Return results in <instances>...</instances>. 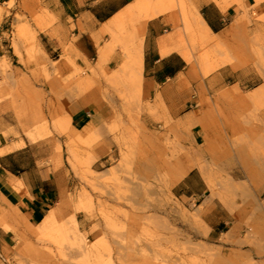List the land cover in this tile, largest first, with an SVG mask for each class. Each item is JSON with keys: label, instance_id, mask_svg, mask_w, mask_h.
<instances>
[{"label": "rangeland", "instance_id": "374dc122", "mask_svg": "<svg viewBox=\"0 0 264 264\" xmlns=\"http://www.w3.org/2000/svg\"><path fill=\"white\" fill-rule=\"evenodd\" d=\"M0 6V16L30 23L18 30L20 40L0 41V116L13 114L18 136L29 142L54 145L50 155L52 165L63 168L68 217L64 229L58 216L51 234L39 235L36 226L25 236L17 227L20 212L0 202V264H264V93L247 99L263 88V50L256 48L255 74L232 99L233 117L214 100L213 124L229 130L227 150L196 152L192 126L182 130L178 122L150 119L157 108L128 103L120 116L111 106L116 119L108 128V150L96 152L100 136L70 130L77 111L71 97L80 100L92 90L88 74L72 71L63 58L57 63L42 56V0H0ZM214 60L231 65L229 46ZM60 64L64 71L55 72ZM110 91L128 102L118 97L119 88ZM198 169L208 199L229 196L224 208L242 215L227 234L210 238L201 219L204 206L175 190ZM155 186L166 187L161 198L145 193Z\"/></svg>", "mask_w": 264, "mask_h": 264}, {"label": "crops", "instance_id": "0c3cea01", "mask_svg": "<svg viewBox=\"0 0 264 264\" xmlns=\"http://www.w3.org/2000/svg\"><path fill=\"white\" fill-rule=\"evenodd\" d=\"M26 25V18L18 22L2 14L0 41L17 39ZM39 38L45 59L59 63L63 58L72 71L88 74L92 90L80 100L71 97L77 111L70 117V130L100 136L96 152L108 150V128L116 119L111 106L120 116L129 103L157 108L150 119L178 122L182 130L192 126L194 150L208 154L211 146H229V130L213 124L214 100L233 117L230 105L237 89L255 74L256 48L264 53V0H42ZM228 46L231 65L222 66L214 58ZM215 64L221 67L202 79ZM56 68L63 72L65 66ZM78 86L79 78L72 79V94ZM111 88H119L118 97L128 102L117 99ZM259 92L264 93V84ZM18 133L13 114L0 116V202L17 208L34 228L59 216L66 201L64 172L52 165L54 145L42 139L29 142ZM205 159L209 162L210 156ZM175 190L180 198L204 206L201 219L210 238L229 233L242 220L238 210L224 208L223 201L231 197L208 199L199 169Z\"/></svg>", "mask_w": 264, "mask_h": 264}, {"label": "bare ground", "instance_id": "6f19581e", "mask_svg": "<svg viewBox=\"0 0 264 264\" xmlns=\"http://www.w3.org/2000/svg\"><path fill=\"white\" fill-rule=\"evenodd\" d=\"M261 96V93L258 91L254 94H252L250 96V99L254 100V99H258L260 98ZM84 132H87V129L84 131ZM187 172H185L183 175H185ZM157 185L159 184L158 181H156ZM166 191V187H157L155 186L154 188H150L148 189L145 193L148 194V195H154V196H157L158 198H161L162 195L165 193ZM59 216H60V225H61V228H65L67 227L68 225V217H67V211H66V208L62 205L59 207ZM165 221H163L160 225V227L162 229H164V226H165ZM53 224H54V221H53V218L52 217H49V218H46L38 227L37 229L39 230L38 234L39 235H49L52 233L53 231ZM17 227L19 230L22 231V233H24L25 236H29L30 233H29V229L30 228H33L29 223L28 221L24 218V217H21V219L18 221L17 223Z\"/></svg>", "mask_w": 264, "mask_h": 264}]
</instances>
